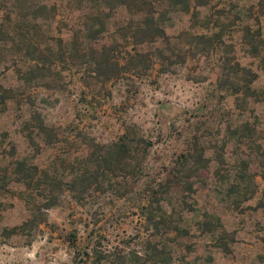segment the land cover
I'll return each instance as SVG.
<instances>
[{
	"label": "rangeland",
	"instance_id": "obj_1",
	"mask_svg": "<svg viewBox=\"0 0 264 264\" xmlns=\"http://www.w3.org/2000/svg\"><path fill=\"white\" fill-rule=\"evenodd\" d=\"M114 1L0 0V264H264V0H147L143 45ZM14 160L75 191L6 239L44 200Z\"/></svg>",
	"mask_w": 264,
	"mask_h": 264
},
{
	"label": "trees",
	"instance_id": "obj_2",
	"mask_svg": "<svg viewBox=\"0 0 264 264\" xmlns=\"http://www.w3.org/2000/svg\"><path fill=\"white\" fill-rule=\"evenodd\" d=\"M114 7L116 9L118 7H126L127 9H136L137 13L142 12V14L145 16L143 20L139 23H137L135 26H133L132 22L129 21L127 24L125 30L130 33V38L133 40L134 45H143L146 43H153L157 41L158 39H166V34L164 29L159 26L155 20H154V14L153 10H151V5L147 0H115L114 1ZM145 9V10H144ZM104 31L103 28L93 31L89 38L95 39L97 37L98 33ZM113 48L108 47H102L99 54L102 55L104 58L100 63H96V70H97V77H100L99 70H102L104 72L103 75H105V80H109L111 78H114L116 75H118V67L119 64L117 61H115L112 57ZM42 55V54H39ZM143 55L139 52H136L131 57L137 58L142 57ZM236 66H238L236 64ZM37 68V65H36ZM250 81L243 82L242 91L248 92L250 91V88L247 86V83ZM8 92L7 89L3 88L0 85V101L3 102L8 98L5 94ZM244 93V92H243ZM0 102V103H1ZM39 119V118H38ZM38 132L46 134L47 127L43 124L42 120L39 121V124L37 125ZM128 136L124 135L121 138V142L118 144H114V146L109 149L112 153H125L124 159L130 158L132 156V153H136L137 151L131 150L128 147ZM189 156H192V154H187L183 158L182 167L185 166V164L188 165ZM203 158L200 156L199 162L202 161ZM119 162L117 164L122 165V160H118ZM196 162V161H195ZM194 162V163H195ZM197 163V162H196ZM15 169L14 172L11 174L13 176V179L10 180V183L14 184H21L25 186L27 189H31L36 193H40L41 196L44 198V200L40 204H33L31 206V217L24 221L21 225L7 229L4 228L1 231V236L3 238H10L12 236L16 235H23L25 231H30L34 228H37L39 225L46 223V215L47 211L54 207L57 204V200L59 197V194H62L64 192H74V188H60L58 191L55 190L52 187V183L56 182L55 179L49 178L45 179L44 182H42L36 173L37 169L35 166H29L24 161L14 160ZM178 168H175V170ZM190 174H187L186 178L188 179ZM6 177V176H5ZM42 184V189L39 190L36 188V185L40 187ZM71 186V185H70ZM3 185H0V191L4 190L2 188ZM41 188V187H40ZM57 191V193H55ZM37 195V194H36Z\"/></svg>",
	"mask_w": 264,
	"mask_h": 264
}]
</instances>
